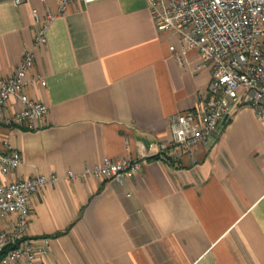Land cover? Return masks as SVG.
<instances>
[{
	"label": "crops",
	"instance_id": "crops-1",
	"mask_svg": "<svg viewBox=\"0 0 264 264\" xmlns=\"http://www.w3.org/2000/svg\"><path fill=\"white\" fill-rule=\"evenodd\" d=\"M34 8L57 2L0 0V87L33 46ZM48 38L33 69L47 84L27 92L49 113L0 128V147L23 156L0 180L60 177L30 198L27 235L50 238L41 264H264V118L242 103L193 154L173 144L172 117L205 99L211 71L196 50L176 58L148 0H74ZM128 156L141 169L123 184L66 177Z\"/></svg>",
	"mask_w": 264,
	"mask_h": 264
},
{
	"label": "built area",
	"instance_id": "built-area-1",
	"mask_svg": "<svg viewBox=\"0 0 264 264\" xmlns=\"http://www.w3.org/2000/svg\"><path fill=\"white\" fill-rule=\"evenodd\" d=\"M73 1L56 0L57 11L45 16L37 8L33 9L36 26L33 46L25 51L14 73L1 79L0 128L19 125L37 129L49 113V106L33 99L27 88L47 84L43 75L33 72L37 51L48 43L54 19L66 13ZM23 2L13 0L15 6ZM148 3L157 29L178 37L180 45L170 46L176 58L183 61L185 55L196 50L202 60L198 68L208 67L211 71L205 99L196 108L172 117L174 145L193 154L194 147L209 142L242 103H247L264 118V0H148ZM12 100L20 101L19 110L8 111ZM22 162L19 150L0 147V176L16 171ZM140 169L138 158L105 157L82 173L69 171L66 177L92 175L123 184ZM59 178L51 173L0 180V219L16 215L13 228L0 230V264H41L48 254L49 237L37 239L27 235L30 198Z\"/></svg>",
	"mask_w": 264,
	"mask_h": 264
},
{
	"label": "trees",
	"instance_id": "trees-1",
	"mask_svg": "<svg viewBox=\"0 0 264 264\" xmlns=\"http://www.w3.org/2000/svg\"><path fill=\"white\" fill-rule=\"evenodd\" d=\"M7 251V250H6Z\"/></svg>",
	"mask_w": 264,
	"mask_h": 264
}]
</instances>
